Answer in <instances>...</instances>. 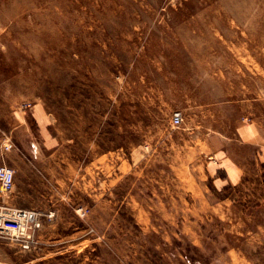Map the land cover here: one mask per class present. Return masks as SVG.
I'll list each match as a JSON object with an SVG mask.
<instances>
[{"label": "rangeland", "instance_id": "374dc122", "mask_svg": "<svg viewBox=\"0 0 264 264\" xmlns=\"http://www.w3.org/2000/svg\"><path fill=\"white\" fill-rule=\"evenodd\" d=\"M253 122L264 0H0V203L53 212L0 264H263L207 203L217 139Z\"/></svg>", "mask_w": 264, "mask_h": 264}, {"label": "crops", "instance_id": "0c3cea01", "mask_svg": "<svg viewBox=\"0 0 264 264\" xmlns=\"http://www.w3.org/2000/svg\"><path fill=\"white\" fill-rule=\"evenodd\" d=\"M217 140L212 158L205 162L206 167L211 164L207 173L214 192L220 196L207 203L211 209L221 212L217 221L238 227L237 233H245L252 243L264 244V127L256 122L247 123L238 128V138L228 141L221 136ZM72 169L70 163L71 174L65 177L71 182ZM222 233L225 237L226 232ZM224 251L229 256L224 264H234V260L236 264H259L258 256L249 257L248 261L243 244L230 242Z\"/></svg>", "mask_w": 264, "mask_h": 264}, {"label": "built area", "instance_id": "2783aa9c", "mask_svg": "<svg viewBox=\"0 0 264 264\" xmlns=\"http://www.w3.org/2000/svg\"><path fill=\"white\" fill-rule=\"evenodd\" d=\"M172 123L178 125L182 120L179 111L171 118ZM212 158V156H209ZM14 186V171L5 164H0V191L9 192ZM47 218L53 212L42 213L33 208H23L0 203V239H9L24 249L35 248L38 245L37 231L40 228V216Z\"/></svg>", "mask_w": 264, "mask_h": 264}, {"label": "bare ground", "instance_id": "6f19581e", "mask_svg": "<svg viewBox=\"0 0 264 264\" xmlns=\"http://www.w3.org/2000/svg\"><path fill=\"white\" fill-rule=\"evenodd\" d=\"M1 192V191H0ZM17 244V243H16Z\"/></svg>", "mask_w": 264, "mask_h": 264}]
</instances>
